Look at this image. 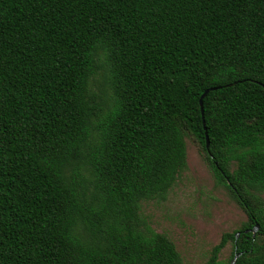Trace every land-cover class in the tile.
Here are the masks:
<instances>
[{
	"label": "trees",
	"instance_id": "1",
	"mask_svg": "<svg viewBox=\"0 0 264 264\" xmlns=\"http://www.w3.org/2000/svg\"><path fill=\"white\" fill-rule=\"evenodd\" d=\"M187 136L246 216L202 263L140 214ZM263 193L264 0H0V264H264Z\"/></svg>",
	"mask_w": 264,
	"mask_h": 264
},
{
	"label": "rangeland",
	"instance_id": "2",
	"mask_svg": "<svg viewBox=\"0 0 264 264\" xmlns=\"http://www.w3.org/2000/svg\"><path fill=\"white\" fill-rule=\"evenodd\" d=\"M98 71L90 88L96 93L101 114L111 103L104 53L98 52ZM187 165L162 199L141 203L140 214L155 231L166 234L175 244L184 262L202 263L210 248L225 231L238 228L246 216L227 190L215 183L197 143L186 137ZM264 197V193H263ZM230 243L220 252L227 258Z\"/></svg>",
	"mask_w": 264,
	"mask_h": 264
},
{
	"label": "water",
	"instance_id": "3",
	"mask_svg": "<svg viewBox=\"0 0 264 264\" xmlns=\"http://www.w3.org/2000/svg\"><path fill=\"white\" fill-rule=\"evenodd\" d=\"M207 91H208V89H206V90L202 93V95H201V97H200V100H199L200 105L202 104V97L206 94ZM201 112H202V110H201ZM203 122H204V121H203ZM205 138H206V146H208L209 139H208V136H207L206 131H205ZM256 229H257V225L252 229L253 233L255 232ZM237 235H238V232L236 233V236H237ZM239 255H240L239 252H235L234 255H233V257L231 258L229 264H234L235 261H236V259H237V257H238Z\"/></svg>",
	"mask_w": 264,
	"mask_h": 264
}]
</instances>
